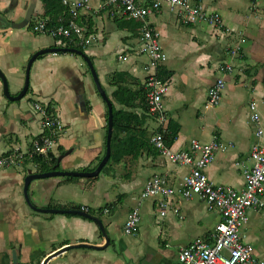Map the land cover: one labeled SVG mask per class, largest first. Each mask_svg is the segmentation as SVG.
Wrapping results in <instances>:
<instances>
[{
  "label": "crops",
  "instance_id": "obj_1",
  "mask_svg": "<svg viewBox=\"0 0 264 264\" xmlns=\"http://www.w3.org/2000/svg\"><path fill=\"white\" fill-rule=\"evenodd\" d=\"M66 1L71 5L77 0ZM151 1L135 0L147 6ZM192 2L208 13H217L221 26L182 25L175 11L167 7L147 18L167 57L160 67L169 82L164 105L168 124L172 120L179 125L170 147L188 151L190 140L206 144L216 139L226 150L216 153L205 173L216 185L240 190L244 185L241 166L249 165L255 141L250 104H255L264 129V0ZM31 4V19L25 21ZM89 5L90 10L80 12L78 18L91 37L89 45L81 49L111 105L121 109L112 97L115 73L127 75L124 85L129 89L143 87L145 91L147 57L140 52V32L135 26L140 22L121 19L107 0H91ZM43 17L40 0H0V71L11 97L21 91L26 64L34 53L61 48L49 36L32 32L30 23L32 26ZM232 49L237 50L236 56L229 54ZM85 64L70 53L38 56L30 67L28 90L16 101L4 96L0 82V155L10 150L27 152L44 134L33 107L36 103L52 111L62 126L50 153L56 158L52 169L47 163L29 159L0 169V264H13V257L16 264H174L179 250L191 241H211L220 216L197 197L184 200L176 196L169 202L167 215L161 217L156 201L146 199L141 201L138 234L124 235L127 213L140 201L147 179L166 176L173 184L188 172L158 153L142 151L136 160L126 157L110 165L104 177L98 175L93 183L72 176L29 183L27 195L34 208L81 212L84 207L86 214L101 221L108 244L93 221L79 215L39 212L24 200L27 176L53 171L88 173L84 170L97 167L105 155L107 106ZM221 64L230 65L232 72L223 76L225 87L219 105L207 108V90L220 76L217 68ZM143 127L150 136L157 124L149 116ZM116 204L121 205L119 210ZM242 241L251 245L255 258L264 261V207L248 211Z\"/></svg>",
  "mask_w": 264,
  "mask_h": 264
},
{
  "label": "built area",
  "instance_id": "obj_2",
  "mask_svg": "<svg viewBox=\"0 0 264 264\" xmlns=\"http://www.w3.org/2000/svg\"><path fill=\"white\" fill-rule=\"evenodd\" d=\"M91 0H77L69 7V19L59 20L56 26L48 27L44 20L36 21L31 30L33 33L44 34L55 40L58 46L74 45L85 47L89 45L91 37L85 28L78 24L80 12L90 10ZM116 9L118 16L126 21H139L141 53L147 57L144 67L146 73L145 91L147 100V114L156 122L157 128L150 137V145L168 162L178 167L188 168L178 181L169 183L166 176H153L146 180L140 194V201L127 213L123 226L126 236H135L139 231L141 201L154 199L161 217L168 213L169 202L178 196L184 200L194 197L204 201L208 209L217 210L220 216L215 226L211 241L195 239L181 248L174 264H264L263 260L253 256L251 245L242 241V230L248 223V211L264 207V129L261 127L260 116L255 104L249 105L250 118L255 124V141L248 156L249 165L241 166L243 188L240 190L212 183L205 171L213 162L217 152L226 150V146L216 139L209 143L190 140L188 151H174L166 145L168 135V117L164 105L169 82L159 77V69L164 66L167 57L160 45L159 34L150 26L147 18L158 12L162 7L175 11L178 21L182 25H196L205 23L220 27L222 22L217 13H208L192 0H152L147 5H139L135 0H107ZM229 54L237 55L232 49ZM219 77L207 90L206 107L215 108L219 105L225 87L224 75L232 72L228 64H221L217 68ZM34 110L40 115L41 126L44 131L42 137L34 140L29 151L10 150L0 155V169L18 166L24 160H33L35 156L47 157L56 146L57 138L62 131L60 121L56 115L40 104H34ZM237 163L236 165H239ZM87 210L82 207L81 212ZM177 215V210H173Z\"/></svg>",
  "mask_w": 264,
  "mask_h": 264
},
{
  "label": "trees",
  "instance_id": "obj_3",
  "mask_svg": "<svg viewBox=\"0 0 264 264\" xmlns=\"http://www.w3.org/2000/svg\"><path fill=\"white\" fill-rule=\"evenodd\" d=\"M40 2L44 12L43 18L48 27L58 25L59 20L67 21V19H69V7L63 4V0H40ZM136 23L137 22H135V26L139 28V23ZM29 26L31 28V23ZM64 48L76 49L83 52L79 46L66 44ZM158 74L162 79L167 78V74L161 69ZM126 77V74L115 73L111 78V84L116 86V90L113 92L112 97L122 108L115 109L114 106H112L113 126L110 143V158L101 172L105 171L112 164L121 163L126 157H131V159L136 160L142 151L151 152L153 155L157 153L150 145V136L152 134L149 136L146 128L143 127L145 120L149 117L147 115L146 92L143 87L135 90L129 89L124 85ZM137 110L141 112L137 113ZM178 132L179 125L170 120L168 124V135L165 138L166 145L171 146L174 143ZM41 137L40 135L35 140H39ZM32 161L47 163L50 169L56 164V158L51 154L47 157L35 156ZM95 168L96 167L89 168L84 171L92 172ZM96 179L97 178L94 177L90 180L95 181Z\"/></svg>",
  "mask_w": 264,
  "mask_h": 264
},
{
  "label": "water",
  "instance_id": "obj_4",
  "mask_svg": "<svg viewBox=\"0 0 264 264\" xmlns=\"http://www.w3.org/2000/svg\"><path fill=\"white\" fill-rule=\"evenodd\" d=\"M33 8L34 5L31 4L29 9L27 10L26 13V17H25V21H29L31 19L32 16V12H33ZM24 24V23H23ZM23 24L21 26H23ZM57 53H70L73 55H77L79 57L82 58V60L86 63L89 72L91 74L94 86L96 88V91L98 92V94L100 95L101 99L105 102L106 106H107V135H106V148H105V155L102 158V160L99 162V164L97 165L96 169L92 172H88V173H79V172H49V173H42V174H34V175H29L25 178L24 180V186H23V197L24 200L26 201V203L28 204V206L32 209L38 210L36 208H34L31 203L29 202L28 199V195H27V188L29 183L32 180L35 179H42V178H49V177H54V176H72V177H85V178H94L97 177L102 168L106 165L107 161L110 158V143H111V136H112V126H113V114H112V105L111 102L109 101L105 91L102 89L96 71L91 63V61L89 60V58L81 51L76 50V49H69V48H52V49H43V50H39L36 53H34L31 58L28 60L27 64H26V68H25V74H24V83H23V87L21 89V91L19 92V94L16 97H11L9 92H8V83L7 80L4 76V74L0 71V82L2 84V90H3V94L4 96L10 100V101H16V100H20L22 99L27 90H28V85H29V71H30V67L32 65V63L35 61V59L38 56L44 55V54H57ZM39 212H43L44 210H38ZM44 212H51V213H61V214H72V215H79L81 217H84L86 219H89L91 221H93L99 228L106 244H108V237L106 234V231L101 223V221L95 217H92L86 213L83 212H77V211H62V210H45ZM80 246H85V245H80ZM90 248H97V247H93V246H88ZM70 248V247H67ZM46 262V261H45ZM13 264H16V260L15 257H13Z\"/></svg>",
  "mask_w": 264,
  "mask_h": 264
},
{
  "label": "rangeland",
  "instance_id": "obj_5",
  "mask_svg": "<svg viewBox=\"0 0 264 264\" xmlns=\"http://www.w3.org/2000/svg\"><path fill=\"white\" fill-rule=\"evenodd\" d=\"M78 57H79V56H78ZM79 58L82 60L81 57H79ZM82 61H83V60H82ZM13 64H14V63H13ZM85 71H87L88 74L90 73V72H88L89 69H88V67H87L86 64H85ZM22 87H23V83H22V85H21L20 88L22 89ZM21 89H20V90H21ZM168 89H169V88H168ZM11 90H12V88H11ZM12 91H13V90H12ZM10 92H11V91H10ZM167 92H168V91H167ZM103 173H104V171H102V172L99 174V177H98L99 179H101L102 177H104V176H103ZM121 174L124 175V174H125V171L122 170V171H121ZM123 175H122V177H123ZM96 178H97V177H96ZM90 179H91V178H88V179H82V181H84V183H93L94 181H91ZM95 181H96V180H95ZM116 186H117V185H116ZM98 190H99V192L101 193V191H100L99 188H98ZM114 190H115V192H119V189H115V188H114ZM115 207H116V210H119V209L121 208V205L116 204ZM116 212H117V211H116ZM112 216H113V215L110 216V219H111V220H112Z\"/></svg>",
  "mask_w": 264,
  "mask_h": 264
}]
</instances>
